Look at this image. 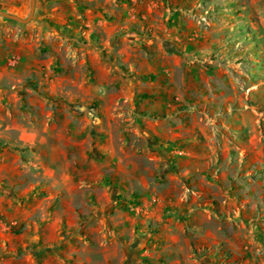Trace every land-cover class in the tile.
I'll list each match as a JSON object with an SVG mask.
<instances>
[{"label": "rangeland", "instance_id": "374dc122", "mask_svg": "<svg viewBox=\"0 0 264 264\" xmlns=\"http://www.w3.org/2000/svg\"><path fill=\"white\" fill-rule=\"evenodd\" d=\"M85 1L0 15V264H264V0L137 1L144 74Z\"/></svg>", "mask_w": 264, "mask_h": 264}, {"label": "crops", "instance_id": "0c3cea01", "mask_svg": "<svg viewBox=\"0 0 264 264\" xmlns=\"http://www.w3.org/2000/svg\"><path fill=\"white\" fill-rule=\"evenodd\" d=\"M137 1L139 0H87V2L80 3L79 6V8L81 7L86 11V18L78 19L75 17L73 20L76 23H84L88 27L89 46H91L93 54L100 56L105 50V54L110 58V55L114 53L115 56H118L123 61L125 60L126 64L132 66L137 73L144 74L147 70L141 68L140 65H136L137 63L134 62H136V56L139 54L143 59L148 57V52L153 54L154 50L151 48L154 43L153 41H149L148 52H140L139 48H137V20L141 19V16L147 17L148 15L147 12L144 15L141 14L137 7ZM9 12L18 13V10H9ZM122 29H128L131 34L128 31L127 33L131 36L125 38V33L121 31ZM117 71L119 72V69ZM166 71H169V69H166ZM176 151L184 152L182 148H177ZM168 153L169 155H174V150L170 148L168 149Z\"/></svg>", "mask_w": 264, "mask_h": 264}, {"label": "water", "instance_id": "95a60500", "mask_svg": "<svg viewBox=\"0 0 264 264\" xmlns=\"http://www.w3.org/2000/svg\"><path fill=\"white\" fill-rule=\"evenodd\" d=\"M36 2H37V0H31L30 12H29V15L26 18H23V17H21V16H19L17 14L5 12V11H3L1 9H0V15H2L4 17H7V18H11V19H15V20L21 21L23 23H27L34 16L35 9H36Z\"/></svg>", "mask_w": 264, "mask_h": 264}]
</instances>
